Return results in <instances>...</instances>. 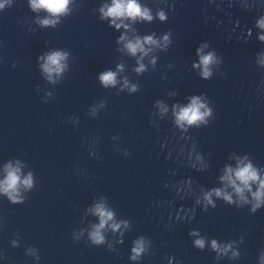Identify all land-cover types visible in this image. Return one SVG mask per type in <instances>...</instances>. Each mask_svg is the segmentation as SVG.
<instances>
[{"label": "clouds", "instance_id": "clouds-1", "mask_svg": "<svg viewBox=\"0 0 264 264\" xmlns=\"http://www.w3.org/2000/svg\"><path fill=\"white\" fill-rule=\"evenodd\" d=\"M68 3L69 0H32V7L34 10L39 8L47 9L50 13L55 15L65 12ZM0 7H3V5H0ZM101 12L104 17L120 18L126 16L133 19H135L136 17H142L144 19L151 20V16L148 14L147 9L142 10L140 5L136 3V0H113L112 6L110 7L106 6L105 8H102ZM160 18L161 19L165 18L163 13L160 14ZM42 23L47 25L53 23V21L44 20L42 21ZM259 26L264 27V21H261ZM117 27H119V25H117ZM261 39H264V37H261ZM165 40H167V37H165ZM145 41L153 44L156 43V41H154L151 37H146ZM126 48L133 55L136 54L137 51L145 52L140 40L127 43ZM199 51L200 50H198V54ZM145 54L147 53L145 52ZM65 57L66 54L61 52H54L50 54L47 57L46 64L43 66L44 70L49 74L53 72L56 73L61 72L64 67L61 64V61L64 60ZM212 63H214V55L212 53L200 56V64L203 65L202 75L205 78L211 75L209 65ZM141 70H143V65H141L140 68L137 69V71H141ZM49 79H51V76H49ZM100 80L105 86L115 85L116 74L113 72L102 73L100 75ZM131 90L135 91V87H133ZM202 109H204V111H201ZM210 114H211L210 110L206 108L205 104L201 103L200 98L193 97L191 103L187 107L181 108L180 111L176 113V122L178 125H183V124L195 125L198 122H204L205 117H207ZM18 172L19 169L8 170L6 179L3 182H0V191L8 194L9 198L13 199L14 201L17 198L14 195V193H16L17 185L19 183H23V185L26 188H30L32 186L31 175H29L21 182ZM227 173L228 174L223 179L227 180L231 185H233L238 194H242L243 189L236 186V180L240 181L245 188L249 186L250 181L255 182L258 180L257 172L252 168L251 164L238 168L234 173L235 179H233L232 169L230 168L227 169ZM260 189L264 190V180L260 181ZM215 195L221 196L223 195V193L220 190H215ZM261 195L262 192L260 190H258L254 194L256 200L258 201L256 207L259 206V200ZM210 196L211 193L205 196V199L208 200V203H211ZM224 198L229 202H231L230 196L225 195ZM94 211L100 217V224L91 233V239L94 243L99 244L102 243L104 240V237L101 235L100 230L104 227L105 223L108 220L112 219V213L106 211L102 205H97ZM118 227L119 225H115V224L113 225V228H118ZM195 234L196 233H193V235ZM195 245L197 247L203 248L204 241L202 239H197L195 241ZM212 247L214 249L218 248V245L216 244L215 241L212 242ZM142 251H143L142 241H138L136 247L133 249V252L136 255H139V253ZM133 258H135V256Z\"/></svg>", "mask_w": 264, "mask_h": 264}]
</instances>
